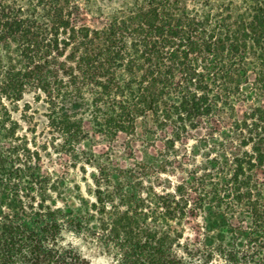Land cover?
Returning a JSON list of instances; mask_svg holds the SVG:
<instances>
[{
	"label": "trees",
	"instance_id": "16d2710c",
	"mask_svg": "<svg viewBox=\"0 0 264 264\" xmlns=\"http://www.w3.org/2000/svg\"><path fill=\"white\" fill-rule=\"evenodd\" d=\"M90 4L0 0V264H92L82 244L118 264H264V0ZM27 96L42 131L28 103L14 118ZM54 157L98 163L94 201L43 175ZM170 174L192 182L146 180Z\"/></svg>",
	"mask_w": 264,
	"mask_h": 264
},
{
	"label": "rangeland",
	"instance_id": "374dc122",
	"mask_svg": "<svg viewBox=\"0 0 264 264\" xmlns=\"http://www.w3.org/2000/svg\"><path fill=\"white\" fill-rule=\"evenodd\" d=\"M91 7L93 11L101 10L106 14H110L113 11H116L120 7V0H91ZM27 103L30 104L31 111L30 114L34 116V121L39 123V131L44 129L45 125V117L44 114L46 113V105L44 103H35L32 96H27L26 99L20 103L16 113H14V118L16 120L21 121L22 114H24V110H27ZM246 107H240V112L245 110ZM30 127V125L23 124V128L25 129L21 132V135L26 134V130ZM140 132V131H139ZM94 143V139L91 142H87V147ZM1 145V144H0ZM95 148L98 152L106 149L108 144L102 142L99 139H96V143H94ZM135 149L138 148L139 143H134ZM2 146H0L1 148ZM140 148L137 149L138 151V159L144 158L143 154L140 152ZM116 154V161L120 162V168L130 171L131 169H136V161L134 159L126 158L124 150L121 145V140L118 144H116L115 148ZM98 163L92 167H87L86 173H83L79 169L71 170L67 165L66 162L61 159L60 157H54L53 159H47L44 163H41L40 170L42 171L43 175L49 177L50 179H66L68 183L71 184V187H80L78 190H74V193H81L83 196L88 198L89 200L94 201V193L97 190V186L95 184L96 176H97V167ZM190 169V168H189ZM172 175V176H170ZM170 175H163L162 179L159 180V184H157L156 179H146L150 182H155L156 185H159L162 189L171 190L173 187L177 186L179 183L183 181L192 182L191 179H182L181 176L174 177V174ZM14 179V178H12ZM17 179V178H15ZM261 179H264V176H261ZM158 187V186H157ZM172 187V188H171ZM159 188V189H161ZM195 224V223H194ZM190 229V225L188 226ZM192 230L186 231V237H191ZM82 250L86 257L90 259L92 264H118L117 260L114 257L106 252H103L101 249L97 248L93 245H85L82 244ZM209 264H225L223 261L216 259L214 262Z\"/></svg>",
	"mask_w": 264,
	"mask_h": 264
}]
</instances>
